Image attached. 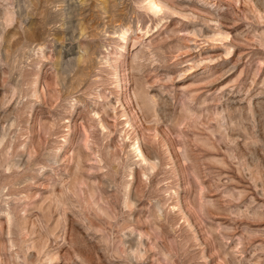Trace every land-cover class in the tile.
Instances as JSON below:
<instances>
[{"label": "rangeland", "instance_id": "obj_1", "mask_svg": "<svg viewBox=\"0 0 264 264\" xmlns=\"http://www.w3.org/2000/svg\"><path fill=\"white\" fill-rule=\"evenodd\" d=\"M0 0V264H264V0Z\"/></svg>", "mask_w": 264, "mask_h": 264}, {"label": "bare ground", "instance_id": "obj_2", "mask_svg": "<svg viewBox=\"0 0 264 264\" xmlns=\"http://www.w3.org/2000/svg\"><path fill=\"white\" fill-rule=\"evenodd\" d=\"M150 7L152 10H158L159 6L154 2V0L152 2H150Z\"/></svg>", "mask_w": 264, "mask_h": 264}]
</instances>
